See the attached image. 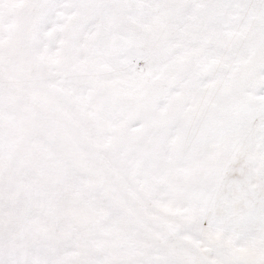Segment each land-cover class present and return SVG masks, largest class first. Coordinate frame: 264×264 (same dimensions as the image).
<instances>
[{
  "label": "snow or ice",
  "instance_id": "snow-or-ice-1",
  "mask_svg": "<svg viewBox=\"0 0 264 264\" xmlns=\"http://www.w3.org/2000/svg\"><path fill=\"white\" fill-rule=\"evenodd\" d=\"M0 264H264V0H0Z\"/></svg>",
  "mask_w": 264,
  "mask_h": 264
}]
</instances>
